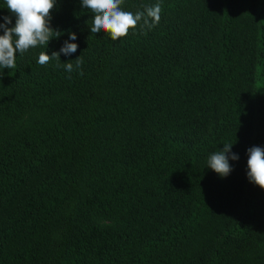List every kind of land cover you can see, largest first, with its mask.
<instances>
[{"label":"trees","instance_id":"1","mask_svg":"<svg viewBox=\"0 0 264 264\" xmlns=\"http://www.w3.org/2000/svg\"><path fill=\"white\" fill-rule=\"evenodd\" d=\"M156 3L154 28L113 42L81 0H56L61 35L0 69V264H264L246 175L264 147V0L121 7ZM65 41L77 51L36 63ZM223 143L239 159L221 178L207 159Z\"/></svg>","mask_w":264,"mask_h":264},{"label":"clouds","instance_id":"2","mask_svg":"<svg viewBox=\"0 0 264 264\" xmlns=\"http://www.w3.org/2000/svg\"><path fill=\"white\" fill-rule=\"evenodd\" d=\"M6 8L15 17V25L12 24V16H3L0 29V69H12L16 67L17 54L24 55L31 48L47 45L48 42L61 35L60 31L52 28V10L56 0H5ZM123 0H81L84 10L93 16L90 32L92 34L101 31L111 41L116 42L129 34V30L136 31L139 26L151 30L161 20L162 7L160 3L146 7L135 13L124 11L121 7ZM146 34V32H145ZM69 39H77L75 33H69ZM76 43L64 42L59 52L48 55L46 52L39 53L36 63L40 66L47 65L51 60L60 61V54L71 55L77 51ZM86 50V49H85ZM75 61V66L73 64ZM83 64L82 56L58 66L71 73L80 69ZM82 74V72H81ZM223 150L212 153L207 159V167L212 169L221 178L227 177L232 169L229 160L239 159L238 154L231 153L233 143H223ZM247 179L252 184L264 190V147L253 146L247 149Z\"/></svg>","mask_w":264,"mask_h":264}]
</instances>
